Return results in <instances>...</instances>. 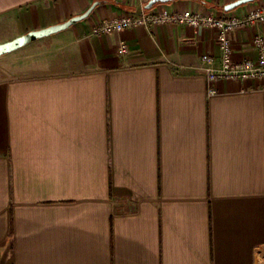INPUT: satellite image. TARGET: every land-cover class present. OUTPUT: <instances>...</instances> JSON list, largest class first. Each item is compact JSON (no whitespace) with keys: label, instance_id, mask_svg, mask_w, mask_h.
Segmentation results:
<instances>
[{"label":"crops","instance_id":"1","mask_svg":"<svg viewBox=\"0 0 264 264\" xmlns=\"http://www.w3.org/2000/svg\"><path fill=\"white\" fill-rule=\"evenodd\" d=\"M96 1L0 57V264H264V80L210 92L215 28L92 34L127 12L222 15L236 0H0V43ZM258 35L232 34L236 59L258 58Z\"/></svg>","mask_w":264,"mask_h":264},{"label":"built area","instance_id":"2","mask_svg":"<svg viewBox=\"0 0 264 264\" xmlns=\"http://www.w3.org/2000/svg\"><path fill=\"white\" fill-rule=\"evenodd\" d=\"M142 4L149 0H140ZM177 24L195 28H215L217 41L221 47L220 60L211 53L202 57L204 70L210 82V92L217 93L216 83L220 80L246 81L251 79L264 80V36L258 35L254 39V45L259 51L258 58L247 57L236 59L232 44V34L240 29L264 24V1L251 3L245 15L227 12L216 15L209 11L194 10H162L149 11L141 14L124 13L121 16L106 18L97 23L93 29V35H106L114 32H122L133 27L150 28L156 25ZM120 51L126 53L128 46L122 43Z\"/></svg>","mask_w":264,"mask_h":264},{"label":"water","instance_id":"3","mask_svg":"<svg viewBox=\"0 0 264 264\" xmlns=\"http://www.w3.org/2000/svg\"><path fill=\"white\" fill-rule=\"evenodd\" d=\"M257 0H236L230 4L227 5L226 10L228 12L233 11L234 9H236L237 7L244 5V4H248V3H252L255 2ZM155 1L151 0L149 2V4L147 5L148 8H151L154 5ZM100 4V1H96L95 3H93V5H91V7L85 11L84 13L80 14V15H76L74 17H72L71 19L55 24V25H51L49 27L43 28V29H38V30H32L29 31L28 33L21 35L11 41H7L5 43H0V57L9 53H12L36 40L57 34L61 31H64L68 28H70L71 26H73L74 24L85 20L86 18H88L92 12L95 10V8Z\"/></svg>","mask_w":264,"mask_h":264},{"label":"rangeland","instance_id":"4","mask_svg":"<svg viewBox=\"0 0 264 264\" xmlns=\"http://www.w3.org/2000/svg\"><path fill=\"white\" fill-rule=\"evenodd\" d=\"M246 4H244V5H241V6H239L238 8H241V7H243V6H245Z\"/></svg>","mask_w":264,"mask_h":264}]
</instances>
